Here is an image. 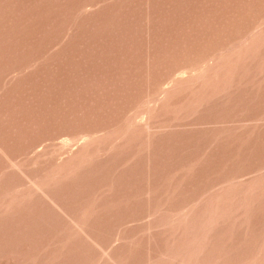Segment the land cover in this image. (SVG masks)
Returning a JSON list of instances; mask_svg holds the SVG:
<instances>
[{"label": "rangeland", "instance_id": "374dc122", "mask_svg": "<svg viewBox=\"0 0 264 264\" xmlns=\"http://www.w3.org/2000/svg\"><path fill=\"white\" fill-rule=\"evenodd\" d=\"M0 264H264V0H0Z\"/></svg>", "mask_w": 264, "mask_h": 264}]
</instances>
